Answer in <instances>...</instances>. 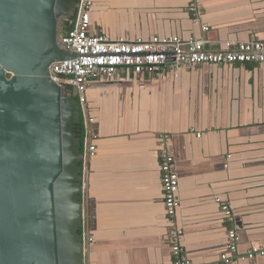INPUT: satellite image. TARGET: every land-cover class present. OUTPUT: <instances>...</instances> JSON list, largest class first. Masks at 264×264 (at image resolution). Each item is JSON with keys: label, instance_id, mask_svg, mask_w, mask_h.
Masks as SVG:
<instances>
[{"label": "crops", "instance_id": "1", "mask_svg": "<svg viewBox=\"0 0 264 264\" xmlns=\"http://www.w3.org/2000/svg\"><path fill=\"white\" fill-rule=\"evenodd\" d=\"M200 4L206 32L189 0H94L91 21L112 39L196 38L214 52L227 41L264 42V0ZM87 95L97 152L84 182L86 264H173L174 229L192 264H222L233 228L238 255L264 248V64L198 65L172 77L121 71ZM163 139L179 176L174 220Z\"/></svg>", "mask_w": 264, "mask_h": 264}, {"label": "water", "instance_id": "2", "mask_svg": "<svg viewBox=\"0 0 264 264\" xmlns=\"http://www.w3.org/2000/svg\"><path fill=\"white\" fill-rule=\"evenodd\" d=\"M77 7L0 0V264H86L80 106L51 77L77 58L61 45Z\"/></svg>", "mask_w": 264, "mask_h": 264}, {"label": "built area", "instance_id": "3", "mask_svg": "<svg viewBox=\"0 0 264 264\" xmlns=\"http://www.w3.org/2000/svg\"><path fill=\"white\" fill-rule=\"evenodd\" d=\"M201 0H189L188 11L194 23L201 25L204 32L208 27L202 25ZM94 0H78V7L72 29L63 34L61 45L65 50L77 54V58L59 61L51 68V77L66 89L75 91L80 106V120L85 130L83 150V178L88 171L90 160L95 157L97 148L94 143L96 123L92 116L88 89L92 83H111L121 71L132 75H167L175 76L180 70L198 65L235 66L247 64H264V42L224 43V49L218 52L207 48L208 42L203 39L172 37H153L151 39H112L98 33L92 26L91 14ZM169 59H173L169 62ZM201 137V135H198ZM160 151V168L165 193L167 214L176 218L179 191V176L175 159L168 148L167 139H163ZM85 184V183H84ZM225 215L232 221L229 207L224 205ZM176 242L172 247L173 264H192L178 239L181 231L174 229ZM264 257V248L258 247L238 255V238L236 229L229 232L228 249L221 255L222 264H235L237 260H252Z\"/></svg>", "mask_w": 264, "mask_h": 264}, {"label": "trees", "instance_id": "4", "mask_svg": "<svg viewBox=\"0 0 264 264\" xmlns=\"http://www.w3.org/2000/svg\"><path fill=\"white\" fill-rule=\"evenodd\" d=\"M72 29V24L71 21H67L64 23V29H63V34L68 33ZM68 92L73 95V90L67 89ZM76 100H78L77 97H75ZM75 132L78 136L79 139V148L83 152L84 150V139H85V130H84V124L83 121L80 120V122L76 125L75 127Z\"/></svg>", "mask_w": 264, "mask_h": 264}, {"label": "flooded vegetation", "instance_id": "5", "mask_svg": "<svg viewBox=\"0 0 264 264\" xmlns=\"http://www.w3.org/2000/svg\"><path fill=\"white\" fill-rule=\"evenodd\" d=\"M74 98L77 97L75 91H73Z\"/></svg>", "mask_w": 264, "mask_h": 264}]
</instances>
